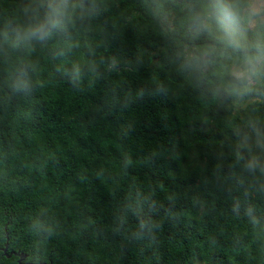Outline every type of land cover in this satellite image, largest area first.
I'll list each match as a JSON object with an SVG mask.
<instances>
[{
	"label": "trees",
	"instance_id": "16d2710c",
	"mask_svg": "<svg viewBox=\"0 0 264 264\" xmlns=\"http://www.w3.org/2000/svg\"><path fill=\"white\" fill-rule=\"evenodd\" d=\"M203 2L85 0L29 41L47 0H0V264H264V74L193 31Z\"/></svg>",
	"mask_w": 264,
	"mask_h": 264
},
{
	"label": "clouds",
	"instance_id": "9594fccd",
	"mask_svg": "<svg viewBox=\"0 0 264 264\" xmlns=\"http://www.w3.org/2000/svg\"><path fill=\"white\" fill-rule=\"evenodd\" d=\"M43 7L46 22L28 24L24 32L26 40L44 41L51 34V29L62 28L66 21H71L73 17L83 13L86 3L85 0H47ZM262 13H264V4L254 7L249 0H228V2L221 0L215 5L203 2L193 23V31L206 33L205 39L214 41L215 46L226 45L243 54L242 59L246 67L244 74L237 75V79L241 81L245 90L254 79L264 74V34L255 33L253 41L244 44L238 38L234 25L240 20L250 27L254 22H264ZM217 26L224 32L223 37L216 35ZM178 48L182 49L181 56L186 65L195 70L197 66L207 63L205 58L213 50L214 45L204 43L193 48L181 42ZM74 71L78 76L79 69ZM217 72L223 74V69L217 66ZM145 226V222L142 221L140 227L143 229Z\"/></svg>",
	"mask_w": 264,
	"mask_h": 264
},
{
	"label": "rangeland",
	"instance_id": "374dc122",
	"mask_svg": "<svg viewBox=\"0 0 264 264\" xmlns=\"http://www.w3.org/2000/svg\"><path fill=\"white\" fill-rule=\"evenodd\" d=\"M252 4H253L254 7L255 6H259V5L264 4V0H252ZM262 14H264V13H262ZM256 24H258V22H254V25L251 26V27L252 28L255 27ZM244 69H245V67H235L234 68V73L236 75H243L244 74Z\"/></svg>",
	"mask_w": 264,
	"mask_h": 264
},
{
	"label": "water",
	"instance_id": "95a60500",
	"mask_svg": "<svg viewBox=\"0 0 264 264\" xmlns=\"http://www.w3.org/2000/svg\"><path fill=\"white\" fill-rule=\"evenodd\" d=\"M7 248H8V245L4 248V252L5 253L7 252Z\"/></svg>",
	"mask_w": 264,
	"mask_h": 264
}]
</instances>
